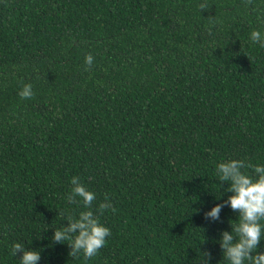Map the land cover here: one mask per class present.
<instances>
[{"label":"trees","instance_id":"16d2710c","mask_svg":"<svg viewBox=\"0 0 264 264\" xmlns=\"http://www.w3.org/2000/svg\"><path fill=\"white\" fill-rule=\"evenodd\" d=\"M253 29L264 0H0V264L16 241L38 264H228L237 213H203L231 195L218 162L264 164ZM73 176L111 230L91 258L50 240L85 210Z\"/></svg>","mask_w":264,"mask_h":264},{"label":"clouds","instance_id":"9594fccd","mask_svg":"<svg viewBox=\"0 0 264 264\" xmlns=\"http://www.w3.org/2000/svg\"><path fill=\"white\" fill-rule=\"evenodd\" d=\"M200 7L203 8L204 5L201 4ZM249 39L264 46V33L259 29H253ZM93 61L91 54L85 56L86 66L92 65ZM19 95L24 99L31 98L32 85L24 84ZM247 168H252V174L245 171ZM215 173L219 181L228 182L226 192L231 195L227 200L213 204L203 215L205 219L219 220L220 212L225 206L237 213L234 219L236 223H229L230 229L222 230L217 240L228 264H264V251L261 250V242L264 241V164L252 165L243 159L228 158L216 164ZM71 185L68 200L78 197L85 210L75 217L67 215L64 219L67 224L61 223L52 228L50 240L68 244L73 256L82 253L85 258H91L106 244L111 230L101 223L99 215L91 207L96 193L76 176L72 177ZM111 207V201L105 197L99 204V211ZM17 252L21 253L19 264H38L41 259L39 248H26L19 241L11 244V255L14 257Z\"/></svg>","mask_w":264,"mask_h":264}]
</instances>
